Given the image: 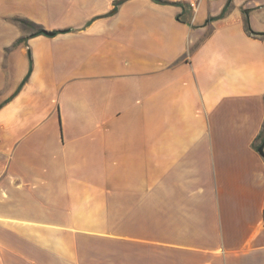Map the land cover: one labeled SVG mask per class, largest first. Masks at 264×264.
<instances>
[{
  "label": "crops",
  "instance_id": "0c3cea01",
  "mask_svg": "<svg viewBox=\"0 0 264 264\" xmlns=\"http://www.w3.org/2000/svg\"><path fill=\"white\" fill-rule=\"evenodd\" d=\"M263 137L264 0H0V264H264Z\"/></svg>",
  "mask_w": 264,
  "mask_h": 264
},
{
  "label": "built area",
  "instance_id": "2783aa9c",
  "mask_svg": "<svg viewBox=\"0 0 264 264\" xmlns=\"http://www.w3.org/2000/svg\"><path fill=\"white\" fill-rule=\"evenodd\" d=\"M174 1L179 4L184 3L193 12V14H195L198 11L203 0H174Z\"/></svg>",
  "mask_w": 264,
  "mask_h": 264
},
{
  "label": "trees",
  "instance_id": "16d2710c",
  "mask_svg": "<svg viewBox=\"0 0 264 264\" xmlns=\"http://www.w3.org/2000/svg\"><path fill=\"white\" fill-rule=\"evenodd\" d=\"M157 1H161V0H157ZM20 22L22 23V24H28V25H30L31 27H34L35 29H36V32H35V34H42V33H44V34H47V35H54V34H56L55 32H52V33H48V32H45L43 29H41V28H39L38 26H36V25H34V24H32V23H29V22H27V21H25V20H20ZM264 144V137H263V140H262V143H261V145H260V147L259 148H261V154L263 155V157H264V153L262 152V145Z\"/></svg>",
  "mask_w": 264,
  "mask_h": 264
},
{
  "label": "water",
  "instance_id": "95a60500",
  "mask_svg": "<svg viewBox=\"0 0 264 264\" xmlns=\"http://www.w3.org/2000/svg\"><path fill=\"white\" fill-rule=\"evenodd\" d=\"M259 151H261V148L259 149Z\"/></svg>",
  "mask_w": 264,
  "mask_h": 264
}]
</instances>
